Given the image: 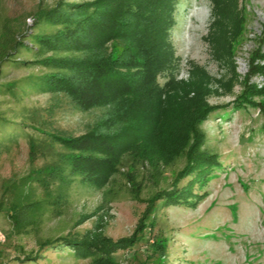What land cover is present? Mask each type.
I'll list each match as a JSON object with an SVG mask.
<instances>
[{
	"label": "rangeland",
	"instance_id": "rangeland-1",
	"mask_svg": "<svg viewBox=\"0 0 264 264\" xmlns=\"http://www.w3.org/2000/svg\"><path fill=\"white\" fill-rule=\"evenodd\" d=\"M58 1L0 0V26L5 17H19L31 32L37 9ZM241 4L246 21L234 45L237 71L242 83L259 85L261 75L249 72V64L257 47L264 50L261 39L264 0H241ZM210 8V0L176 2L171 40L181 57L178 77H186L190 60L216 77L228 75L225 67L212 59L203 38ZM72 53L91 59H103L108 53L111 62L122 63L117 71L131 77L132 71L123 63L127 52L123 53L119 47L101 53L82 47ZM24 55L31 57V52L25 51ZM141 66L135 70L137 74L143 72L144 77H149L150 65ZM52 70L55 71L41 64H10L4 67L0 80L19 79L24 83L22 79L31 73ZM99 71L86 68L73 72L77 83L66 91L61 87L38 91L25 85L18 88L22 95L19 99L0 91V114L11 120L6 123L0 120V201L5 183L32 169L43 168L45 179L49 180L47 189L37 185L38 194L47 199L40 229L13 237V241L23 243L29 251L36 249L40 238L84 233L102 213L108 215L104 226L107 236L129 235L147 199L156 190L170 187L175 173L185 162L179 156L168 165L151 164L138 161L127 152L115 158L114 139L127 136L124 132L127 125L117 115V108L109 102L108 95L120 82ZM242 83L237 82L230 94H211L209 101L220 108L200 123L206 134L205 148L217 152L221 161V166L201 189L207 191L206 196L195 207L167 206L158 200L153 221L143 239L132 248L116 252L118 264H264V95L253 96L256 104L245 101L234 105L232 101L246 88ZM33 110L37 115L36 124L30 118ZM9 134L17 140L9 141L6 138ZM31 139L43 148L34 159H30ZM59 159L62 168L58 172L46 167ZM108 164L114 170L107 182L100 185L98 172ZM186 180L182 179L179 184ZM77 220L81 221L76 223ZM0 225L5 230L11 228L7 213L1 208ZM161 249L164 251L160 252ZM10 251L14 252L13 248ZM46 255L38 261L10 264H92L90 258H78L66 248L60 252L48 251Z\"/></svg>",
	"mask_w": 264,
	"mask_h": 264
},
{
	"label": "trees",
	"instance_id": "trees-1",
	"mask_svg": "<svg viewBox=\"0 0 264 264\" xmlns=\"http://www.w3.org/2000/svg\"><path fill=\"white\" fill-rule=\"evenodd\" d=\"M176 2L177 0H60L50 7L37 9L31 32L19 17H5L2 20L0 79L3 77L4 67L10 64H41L52 67L55 71L31 73L22 79L24 83L19 79L0 80V91L8 92L18 99L22 96L19 95L18 88H25V85L38 91H53L56 87L66 91L70 85L77 83L73 72L86 68L101 70L99 73L120 82L119 87L111 90L108 100L114 103L117 115L127 125L124 130L127 136L114 139L115 158L127 152L134 159L151 164L168 165L179 156H183L185 162L175 173L170 187L156 190L147 199L146 206L129 235L117 238L107 236L104 226L108 215L102 213L84 233L40 238L36 249L30 251L23 243L13 241V237L40 229L47 199L38 194L37 185L47 189L49 180L45 179L47 175L43 168L32 169L17 179L8 180L4 185L0 208L7 213L11 228L5 230L6 242L0 243V264L38 261L46 257L48 251L60 252L65 248L78 258H90L92 264H118L116 252L132 248L143 239L145 230L153 221L158 200L167 206L195 207L206 196L207 191L201 189L214 170L221 166V161L217 152L205 148L206 134L200 123L220 108L218 104L209 101L211 94H230L237 82L242 83L234 57V45L244 30L246 17L241 0H210V20L203 38L212 59L225 67L228 75L216 77L204 66L190 60L186 77H178L181 57L176 54L171 40ZM261 39L264 41V24ZM82 47L97 53L121 48L123 53L127 52L124 56L127 59L123 63L132 71L131 77L127 78L121 71H117L122 63L117 60L111 62V55L108 53L103 59L80 57L72 53ZM25 51H30L31 57L24 55ZM253 53L249 72L259 73L264 78V61H260L264 60V50L259 46ZM255 59L258 62L254 63ZM142 64L150 65L149 77H144L143 72L137 74L138 71H135L142 68ZM62 70H69V73ZM124 83L128 85L122 88L121 84ZM242 84L246 88L232 101L234 105H241L245 101L256 104L253 96L264 95V81L261 85L249 86L245 81ZM247 88H251L250 91ZM30 118L33 123H37L35 110L30 113ZM0 120L4 123L11 121L2 114ZM130 125L133 129H128ZM6 138L11 142L17 140L12 134ZM67 140L70 139L65 138ZM38 152H43L42 145L31 139L30 159L36 158ZM60 161L61 159L46 167L58 172L62 168ZM50 169L47 168V172L50 173ZM113 170L114 166L111 164L100 169L97 177L100 185L107 182ZM184 178H187L186 182L179 184ZM80 221L77 220L76 223ZM160 247L164 248V245L160 243ZM163 251L161 249L160 252Z\"/></svg>",
	"mask_w": 264,
	"mask_h": 264
},
{
	"label": "built area",
	"instance_id": "built-area-1",
	"mask_svg": "<svg viewBox=\"0 0 264 264\" xmlns=\"http://www.w3.org/2000/svg\"><path fill=\"white\" fill-rule=\"evenodd\" d=\"M263 80H264V78L261 76L259 85H261L263 83ZM6 240H7V232L0 225V243H4V242H6Z\"/></svg>",
	"mask_w": 264,
	"mask_h": 264
}]
</instances>
